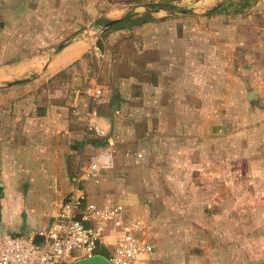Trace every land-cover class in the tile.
Returning <instances> with one entry per match:
<instances>
[{
  "label": "crops",
  "instance_id": "1",
  "mask_svg": "<svg viewBox=\"0 0 264 264\" xmlns=\"http://www.w3.org/2000/svg\"><path fill=\"white\" fill-rule=\"evenodd\" d=\"M149 2L0 0V217L6 211L7 228L15 219L14 235L23 224L30 235L48 228L89 157L111 149L100 183L79 187L146 224L153 252L138 264H186L187 237L210 247L211 264H249L251 250L264 253V2L229 0L193 12V23L165 0ZM117 19L99 40L81 37ZM237 59L258 102L234 90ZM95 87L96 103L87 95ZM92 110L105 137L88 131ZM132 152L144 158L127 159ZM159 156L161 166L150 164ZM122 237L109 228L91 264H109Z\"/></svg>",
  "mask_w": 264,
  "mask_h": 264
},
{
  "label": "built area",
  "instance_id": "2",
  "mask_svg": "<svg viewBox=\"0 0 264 264\" xmlns=\"http://www.w3.org/2000/svg\"><path fill=\"white\" fill-rule=\"evenodd\" d=\"M88 97L96 103L103 97L101 87L87 91ZM72 113L81 116L78 105ZM94 110L87 113L88 131L99 137L106 133L93 121ZM127 159L142 160L144 155L128 153ZM113 166V150L93 154L88 164L75 179V188L53 215L52 224L31 235H14L0 232V264H71L74 252L81 259L96 256L98 246L105 232L111 228L123 231L120 243L109 257V264H138L142 258L153 252L146 240V224L139 219L127 220L124 206L118 203L99 206L88 201L86 193L79 187L85 182L100 183L103 171ZM42 238L40 243L36 237Z\"/></svg>",
  "mask_w": 264,
  "mask_h": 264
},
{
  "label": "rangeland",
  "instance_id": "3",
  "mask_svg": "<svg viewBox=\"0 0 264 264\" xmlns=\"http://www.w3.org/2000/svg\"><path fill=\"white\" fill-rule=\"evenodd\" d=\"M129 1V3L131 2V0H127ZM136 1V0H134ZM144 2H146L147 4H152L153 2H149V0H142ZM140 0H138V3L142 2ZM229 1V0H165V2L163 3L164 5L167 4L169 6V10L170 11H173L175 13H181L183 11L185 12H188L187 13V20H190L192 23L194 21H198V17H195L194 13L193 12H197V13H201V12H205V14H207L210 10H212L213 8H216L220 5H224L226 4V2ZM235 1V4H238L239 5H243V6H254L253 4H257L258 1H262L264 2V0H247V4H242V0H234ZM154 5V3H153ZM153 7V6H152ZM131 13H133V10L129 11ZM121 13H117V16H119ZM205 16V15H204ZM252 16L253 17V13H248V15L245 17V18H248ZM257 14L253 17V20H257ZM262 21V20H261ZM96 28V26H93ZM92 28V27H90ZM87 29L89 28H84L83 30L80 31L83 32V31H86ZM79 33V32H78ZM72 38V37H71ZM90 38H95L94 36L93 37H90ZM235 66H233L234 68V90L235 91H240V89H244L242 90L244 93L247 92H253V91H256L259 90V88L257 87L256 85V82H255V79L253 77H250L248 75H242V76H238L237 75V72H238V69L241 65V60L239 61V59H237L235 61ZM235 111L238 112L237 108L235 109ZM242 145V141H241V138L238 137L237 140L235 141L234 143V154H235V157H234V165H235V168L236 167H239V171L238 173H235V179H238V180H242V169H241V165H242V160L243 158L241 156H239V154H237V152H242V150L240 149ZM238 155V157H236ZM145 161V160H144ZM144 161L142 163H144ZM146 162V161H145ZM141 163V164H142ZM153 165H157V166H161L162 165V157H158L156 158L153 162L151 160V163ZM164 164H166V162L164 161ZM237 175V176H236ZM159 176H161V174L159 173ZM9 209L7 208V211ZM4 214L6 216H4V220L1 219L0 217V232L2 233H9V232H13V231H17L15 226L18 224V223H15V219H13L11 222V227H6V225H4V223L7 221V218H8V214H6V211H4ZM186 223L189 225L188 226V229H192L191 227H193L192 225L193 224H196V222L191 218L186 220ZM238 227H235L236 229H239L237 230L238 234H241V225H240V222L238 221L237 223ZM191 225V227H190ZM18 232L21 234V235H30V231L29 230H26L25 229V225L23 224L22 227L18 230ZM38 232V231H37ZM189 231H187V234H188ZM262 232V231H261ZM29 233V234H28ZM189 233H192V231H190ZM257 239L255 237V242H257ZM187 244L185 243V246H186V249L188 252H186V264H211V259H210V256L211 254L209 253V250H210V247L209 246H205L203 245L201 239H198V242L194 239L193 241L187 237ZM263 242H264V238H262ZM256 248V247H255ZM170 255V254H168ZM241 255V254H240ZM246 255V254H244ZM248 255V259H249V264H264V253H260V252H256V251H253L251 250ZM165 256V255H164ZM94 258V257H93ZM93 258L92 259H85L83 260L82 262H84V264H91V262H94L93 261ZM167 257H165V260L162 262V263H159V264H165V262L167 261Z\"/></svg>",
  "mask_w": 264,
  "mask_h": 264
},
{
  "label": "water",
  "instance_id": "4",
  "mask_svg": "<svg viewBox=\"0 0 264 264\" xmlns=\"http://www.w3.org/2000/svg\"><path fill=\"white\" fill-rule=\"evenodd\" d=\"M146 9L150 10V8H148V7H146ZM159 11H156V13H158ZM118 21H119L118 19L112 20V21H110L104 25H100L96 28L95 27L89 28L86 31L82 32L81 37L83 38V37H93L94 36L96 40H99L102 36L107 34L118 23ZM74 39H75V36L66 40L65 42L61 43L59 46H57V48L54 50V52H60L65 47H67ZM13 85H15V83L10 84V86H13ZM247 99L249 100V102L255 103V102H258L260 97L258 96V94L256 92H251L247 95ZM41 241H42V238H40L38 236L35 238L36 243H40Z\"/></svg>",
  "mask_w": 264,
  "mask_h": 264
},
{
  "label": "bare ground",
  "instance_id": "5",
  "mask_svg": "<svg viewBox=\"0 0 264 264\" xmlns=\"http://www.w3.org/2000/svg\"><path fill=\"white\" fill-rule=\"evenodd\" d=\"M200 1V0H199ZM207 1V0H206Z\"/></svg>",
  "mask_w": 264,
  "mask_h": 264
}]
</instances>
